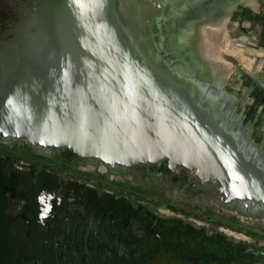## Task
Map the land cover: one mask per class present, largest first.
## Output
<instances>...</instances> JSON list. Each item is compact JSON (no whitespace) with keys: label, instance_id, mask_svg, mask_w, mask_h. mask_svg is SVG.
Listing matches in <instances>:
<instances>
[{"label":"water","instance_id":"water-1","mask_svg":"<svg viewBox=\"0 0 264 264\" xmlns=\"http://www.w3.org/2000/svg\"><path fill=\"white\" fill-rule=\"evenodd\" d=\"M127 1L121 16L116 0H42L35 30L3 55L0 134L112 166L168 159L230 200L263 202L264 162L223 86L187 70L164 0Z\"/></svg>","mask_w":264,"mask_h":264},{"label":"flooded vegetation","instance_id":"flooded-vegetation-1","mask_svg":"<svg viewBox=\"0 0 264 264\" xmlns=\"http://www.w3.org/2000/svg\"><path fill=\"white\" fill-rule=\"evenodd\" d=\"M230 1L164 0L165 17L174 22L168 30L177 34L172 36L175 48L183 50L182 36L201 19L223 10L229 23L251 7L233 0V7L227 9ZM115 3L123 16L122 0ZM126 3L131 5L129 0ZM41 4L42 0H0V69L4 53L35 30ZM235 57L226 58L234 64ZM249 74L252 83L244 84L246 79L240 76L239 87L227 82L214 86H223L228 117L238 123L240 139L253 149L252 116L247 106H240V97L256 92L258 77ZM230 87L242 90L237 95ZM153 169L177 177L200 191L201 197L177 200L144 186L140 178ZM210 199L245 214H264V201L230 200L217 183L173 166L168 159L112 166L79 157L67 148L39 150L0 134V264H246V255L257 251L232 242L230 234L222 231L226 225L255 234L263 231L225 213L208 211L205 205Z\"/></svg>","mask_w":264,"mask_h":264},{"label":"rangeland","instance_id":"rangeland-1","mask_svg":"<svg viewBox=\"0 0 264 264\" xmlns=\"http://www.w3.org/2000/svg\"><path fill=\"white\" fill-rule=\"evenodd\" d=\"M246 8V11L244 10V7L240 9L242 12L245 11V15L241 16L240 14H235L230 18L228 23L229 37L232 44L243 47L245 53L252 57L254 62L256 59V63H253L254 66L252 65L250 68L245 67L238 57H235V60H232L234 63L231 70L232 77H238L239 79L241 77L245 78L246 80L244 84H246V82H253L250 79L252 77H250L251 75L249 72L256 73L259 79L264 80V75L258 73L264 71V0L260 1V6L258 8ZM231 56L233 57L232 54H229V56L226 57L230 60ZM230 89L238 95L242 90V87L241 89L230 87ZM248 100L249 96L240 97L241 108L249 106ZM158 171L159 170L153 169L150 174H145L144 172L139 181L144 186H149L172 199L195 201L201 197L200 191L188 188L185 184L180 183V180L177 177L170 178L168 172L165 176L159 175L158 173L161 172ZM209 201V205H205V208L206 206L208 207L206 208L208 211L212 210L218 215L225 213L229 218L240 220L249 226L262 230V234H255L250 231H241L240 229H235V227H229L226 225L225 227L227 230H223L222 232H228L232 242L237 244L241 243L245 245L246 248H251L252 251H257L258 253L264 252V214H245L232 206L222 207L217 200L210 199ZM232 232L243 233L244 237L241 239H235L236 234Z\"/></svg>","mask_w":264,"mask_h":264},{"label":"bare ground","instance_id":"bare-ground-1","mask_svg":"<svg viewBox=\"0 0 264 264\" xmlns=\"http://www.w3.org/2000/svg\"><path fill=\"white\" fill-rule=\"evenodd\" d=\"M242 2L253 8L260 6L258 0H243ZM233 4L234 1L231 0L227 9L233 7ZM127 6L130 7L129 4ZM182 37L184 41L182 51L185 52L184 59L187 61V70L202 78H211L215 85L224 82L236 87L240 85V79L232 77L233 64L226 58L225 53L238 57L247 68H250L254 63V59L245 53L243 47L231 43L228 17L224 15L223 10L201 19L193 29ZM232 233L236 234L237 239L244 237L243 234Z\"/></svg>","mask_w":264,"mask_h":264},{"label":"crops","instance_id":"crops-1","mask_svg":"<svg viewBox=\"0 0 264 264\" xmlns=\"http://www.w3.org/2000/svg\"><path fill=\"white\" fill-rule=\"evenodd\" d=\"M258 73L264 75V71ZM255 89L256 92L254 94H246V96H249V106H247V108L250 116H252L251 126L256 136V140H253L255 142V148H257L259 156L264 162V81L257 78L255 80ZM251 261L253 264H263L264 254L258 252L247 254L246 264H250Z\"/></svg>","mask_w":264,"mask_h":264}]
</instances>
